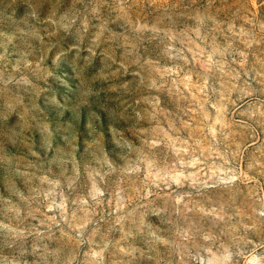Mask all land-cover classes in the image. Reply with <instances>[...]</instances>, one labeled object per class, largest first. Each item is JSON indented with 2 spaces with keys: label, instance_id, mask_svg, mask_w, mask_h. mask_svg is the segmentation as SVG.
Instances as JSON below:
<instances>
[{
  "label": "rangeland",
  "instance_id": "1",
  "mask_svg": "<svg viewBox=\"0 0 264 264\" xmlns=\"http://www.w3.org/2000/svg\"><path fill=\"white\" fill-rule=\"evenodd\" d=\"M0 264H264V0H0Z\"/></svg>",
  "mask_w": 264,
  "mask_h": 264
}]
</instances>
